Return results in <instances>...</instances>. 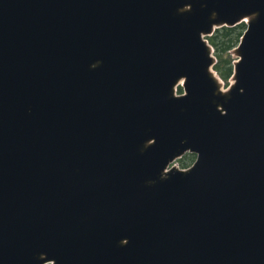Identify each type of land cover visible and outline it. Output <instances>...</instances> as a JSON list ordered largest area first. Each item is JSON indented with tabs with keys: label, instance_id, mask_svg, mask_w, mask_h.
Segmentation results:
<instances>
[{
	"label": "water",
	"instance_id": "95a60500",
	"mask_svg": "<svg viewBox=\"0 0 264 264\" xmlns=\"http://www.w3.org/2000/svg\"><path fill=\"white\" fill-rule=\"evenodd\" d=\"M0 264H264V0H0Z\"/></svg>",
	"mask_w": 264,
	"mask_h": 264
},
{
	"label": "trees",
	"instance_id": "16d2710c",
	"mask_svg": "<svg viewBox=\"0 0 264 264\" xmlns=\"http://www.w3.org/2000/svg\"><path fill=\"white\" fill-rule=\"evenodd\" d=\"M244 30V24L232 28L222 27L216 29L212 36L207 37L217 59L213 69L223 80L229 79L232 74V59L229 52L238 44Z\"/></svg>",
	"mask_w": 264,
	"mask_h": 264
},
{
	"label": "rangeland",
	"instance_id": "374dc122",
	"mask_svg": "<svg viewBox=\"0 0 264 264\" xmlns=\"http://www.w3.org/2000/svg\"><path fill=\"white\" fill-rule=\"evenodd\" d=\"M233 50H234V49H233ZM233 50H231V51L229 52V55H230L231 59H232L233 62H234V61H236L238 58L233 54ZM217 76H218V75H217ZM218 78H219V80H220V84L222 85V89H223V90L227 89V88L230 86V84L233 83L232 78H230V79H228V80H224V81L221 80L220 77H218ZM179 91H181V90H179ZM195 160H196V155L187 153V154L183 155L181 158L175 160V161L171 164V166H174V167H176V168H179V169H183V170H185V169H187L188 167H190V166L193 164V162H194Z\"/></svg>",
	"mask_w": 264,
	"mask_h": 264
}]
</instances>
